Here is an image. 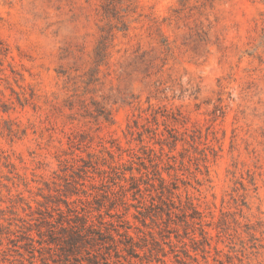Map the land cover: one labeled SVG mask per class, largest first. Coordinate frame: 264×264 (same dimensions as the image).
I'll list each match as a JSON object with an SVG mask.
<instances>
[{
  "label": "rangeland",
  "instance_id": "obj_1",
  "mask_svg": "<svg viewBox=\"0 0 264 264\" xmlns=\"http://www.w3.org/2000/svg\"><path fill=\"white\" fill-rule=\"evenodd\" d=\"M135 155L201 212L148 220L168 264H264V0H0V264L92 158Z\"/></svg>",
  "mask_w": 264,
  "mask_h": 264
},
{
  "label": "trees",
  "instance_id": "obj_2",
  "mask_svg": "<svg viewBox=\"0 0 264 264\" xmlns=\"http://www.w3.org/2000/svg\"><path fill=\"white\" fill-rule=\"evenodd\" d=\"M136 156L127 161H114L111 156V163L92 158L79 179L65 180L64 199L44 197L52 205L21 227L30 264L35 260L40 264H168L165 246L179 261L176 244L149 227L148 220L172 228L181 216L186 224H196L202 220L201 212L192 203L175 201L176 187L170 188L158 164L150 168L141 163L144 172L135 167ZM130 207L137 210L134 217L144 229L133 228L124 218V210ZM200 235L207 238L204 229ZM185 247L184 243L185 256L198 262Z\"/></svg>",
  "mask_w": 264,
  "mask_h": 264
}]
</instances>
